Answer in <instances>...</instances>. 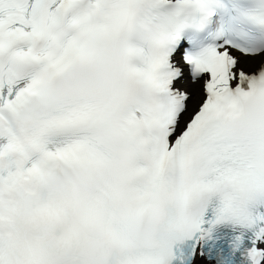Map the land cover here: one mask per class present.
<instances>
[{"label":"snow or ice","instance_id":"1","mask_svg":"<svg viewBox=\"0 0 264 264\" xmlns=\"http://www.w3.org/2000/svg\"><path fill=\"white\" fill-rule=\"evenodd\" d=\"M0 264H264V0H0Z\"/></svg>","mask_w":264,"mask_h":264}]
</instances>
